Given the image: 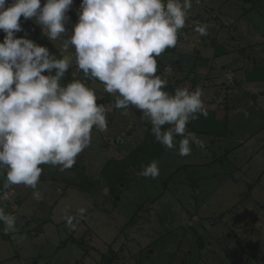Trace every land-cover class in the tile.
I'll return each mask as SVG.
<instances>
[{"label": "rangeland", "instance_id": "obj_1", "mask_svg": "<svg viewBox=\"0 0 264 264\" xmlns=\"http://www.w3.org/2000/svg\"><path fill=\"white\" fill-rule=\"evenodd\" d=\"M80 2L69 10V33ZM20 22L25 31L17 37L27 34L59 57L72 54L33 20ZM197 24L208 25L209 35L195 32ZM156 59L166 91L203 89L208 115L191 120L187 131L205 148L180 156L178 135L177 148L157 160L160 175L142 177V144L152 125L134 107L123 115L114 95L73 61L61 83L79 79L94 89L97 103L110 109L108 129L93 128L72 168L41 166L40 201L22 185L0 199L17 218L15 235L23 237L14 239L0 224V264H264V0H192L176 46ZM107 173L123 174L120 195ZM3 179L0 174V184ZM68 205L87 207L75 231L65 226Z\"/></svg>", "mask_w": 264, "mask_h": 264}, {"label": "clouds", "instance_id": "obj_2", "mask_svg": "<svg viewBox=\"0 0 264 264\" xmlns=\"http://www.w3.org/2000/svg\"><path fill=\"white\" fill-rule=\"evenodd\" d=\"M74 0H0V199H7L12 186L32 189V198H43L38 188L42 165L64 172L91 144L92 130L108 129L109 108L98 104L94 89L74 79L61 81L73 61L84 77L98 80L104 91L114 95V107L128 115L129 107L149 122L155 141L178 154L189 156L193 146L205 142L187 131L191 120L207 117L203 89L197 86L165 90L168 80L157 75V59L177 44L186 25L192 0H81L78 20L72 31L66 24ZM21 17L33 20L51 42L62 39L60 58L48 47L16 33L24 32ZM194 31L209 35L208 25ZM170 75L171 67L165 69ZM168 126L164 128L163 126ZM144 178L160 175L153 160L139 173ZM87 207L64 209L65 226L75 231ZM0 224L16 236L17 218L0 207Z\"/></svg>", "mask_w": 264, "mask_h": 264}, {"label": "trees", "instance_id": "obj_3", "mask_svg": "<svg viewBox=\"0 0 264 264\" xmlns=\"http://www.w3.org/2000/svg\"><path fill=\"white\" fill-rule=\"evenodd\" d=\"M52 54L55 55V56H57V58H60L57 55L56 52H53ZM68 74L69 73L66 72L65 75H68ZM149 136L150 137L153 136V134L151 133V128H149L148 137H146V139L144 140V143L142 144V146H144V149H145V151L147 153L146 154L147 155L146 156V159H147L146 160V165H148L153 160L157 161L163 155V153L165 152V150L167 149L165 146H163L160 143L156 142L154 136L151 137V138ZM177 137H178V135L174 137V140ZM134 163H135V165H137L140 162L137 161V162H134ZM111 165L112 164L110 162L107 165L108 168L106 167V169L108 170ZM116 175L117 174H115L113 177H110V174L107 173L108 183L110 185L111 190L114 191V190L118 189L115 196H117L118 194L120 195L121 194L120 192L123 191V189H124V185L125 186L127 185V181L121 179V176L124 177L122 173H120V176L118 178H117Z\"/></svg>", "mask_w": 264, "mask_h": 264}, {"label": "crops", "instance_id": "obj_4", "mask_svg": "<svg viewBox=\"0 0 264 264\" xmlns=\"http://www.w3.org/2000/svg\"><path fill=\"white\" fill-rule=\"evenodd\" d=\"M227 70H228V67H227ZM231 74V73H230ZM233 74V73H232Z\"/></svg>", "mask_w": 264, "mask_h": 264}]
</instances>
